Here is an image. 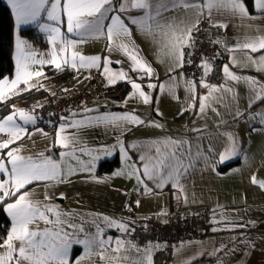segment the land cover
<instances>
[{
    "label": "crops",
    "instance_id": "crops-1",
    "mask_svg": "<svg viewBox=\"0 0 264 264\" xmlns=\"http://www.w3.org/2000/svg\"><path fill=\"white\" fill-rule=\"evenodd\" d=\"M2 1L9 7L13 17L14 72L12 76H5L0 80L11 81L15 78L18 36L26 42L27 49L36 54L37 59H50L53 44L48 39L49 33L43 31L40 24H52L61 29L62 37L83 41L70 49L67 55L77 51L84 56L101 58L99 67L73 69L70 65L64 66L63 68L73 71V78L67 84L70 89L82 88L87 79L96 73L109 83L108 75L104 72L107 59L110 61L106 65L110 74L120 72L126 74L124 79H117L112 84L126 82L128 90L118 99L96 97L90 104L72 108L62 118L54 134H48L44 129L36 126L35 120L25 122L17 117L19 110L25 112V109L35 117L32 108L38 101L26 108L21 102H16L10 113L0 117L2 122L16 111L14 122L24 129L20 139L13 140L7 148H0V160L8 169V172H0V181L9 180L12 165L8 153L13 149L19 150L16 155L31 157L36 161L42 159L41 153L58 162L62 159L66 160V164L61 165L62 175L66 172L67 165L76 169L62 182L32 181L14 195V200L5 203L4 210L10 220V227L0 245H3L12 228V217L7 211V204L14 203L20 195L28 193L27 199L40 205L41 210L45 205L55 207L56 211L61 213L60 219L63 223L60 227L69 233H75L77 238L91 239L96 234L97 227L103 229L99 239L113 238L104 249L94 246L91 254L84 259H80L84 256V245H73L69 264H77V262L78 264H133V260L143 258V249L156 245H145L137 251V248L130 246L134 242L129 232H121L117 227H108L103 217L107 216L109 220L126 223L131 229L134 225L142 224L145 217L151 214L162 215L175 205L184 212L207 211L206 218L198 226L199 234L205 236L176 245L171 259L165 264H185V262L187 264H264V188L252 182L253 177L258 181H264V123L261 122L260 116L256 115L264 113V97L250 106V100L255 95L254 90L243 79L231 80L223 72V67L228 65L233 74L240 77H254L259 83L264 84V71H257L250 62V58L259 60L264 56V49L252 52L250 49H242L238 46L246 42L247 37L264 35V31H260L264 30V11L255 7V0H252V10H249L243 0L248 10V16L243 18L238 14L232 15L228 10L215 9L210 15L209 10L204 9L199 16L195 9L183 7L170 8L163 13V17L173 22L178 31L194 24L193 35L200 21L206 17L210 29L220 34L219 44L225 52L221 66L222 77L220 82L214 85L218 90L206 102L207 107L203 112L200 110L201 98L208 96L210 89L204 87V82H196L185 77L180 71L181 65L176 66L173 57L161 53L158 36L154 40L152 36L141 32L137 25L131 23L130 17L142 15V10L129 8L128 11L121 13L119 4L123 0H113V11L108 12L107 18L103 21L102 34H85L81 37L76 33L67 32V17L63 12L64 0H61L60 22L49 21L44 11L37 22L21 25L19 28L11 6L7 0ZM51 2L52 0H49L45 7H50ZM190 2L204 4L206 0H190ZM113 15H120L124 19L131 31L130 37L108 40L107 25L111 23ZM247 25L253 27L249 28ZM30 26H36V30L45 35L43 47H38L35 42L20 35L22 28ZM61 38H57L55 45L58 54H60ZM120 44H127L130 51L134 45L139 56L143 57L153 69V74L145 75L143 71L134 69L133 61L119 47ZM185 47L188 46L185 45L183 51ZM233 60L236 62L234 63ZM47 66L55 68L48 64L32 65L33 71H41L43 75L34 76L29 84L20 83L15 92L28 89L29 85H42L49 90V93L52 92L53 87L50 86L49 81H42ZM130 81L140 85V90L149 97L147 103L137 90L132 88ZM224 88H230L232 91L225 92ZM256 90H259L258 86ZM237 112L241 115L237 116ZM126 114L138 117L143 123H131L125 120L113 123L110 120L92 119ZM74 121H85V123L79 127H72ZM62 124L65 125L62 135L74 138L67 148L56 142V134ZM9 139H11L10 132H0V143ZM166 140L181 141L182 144L178 148L183 156V163L185 165L191 163L187 171L180 176L178 184L169 180L160 185L158 180H149L143 174V164L146 161H142L140 156H155L156 147L164 150ZM233 142H235L236 154L230 159L221 161V153ZM121 145L127 157L121 152ZM73 148L75 156L83 163H79L73 157H61L62 152L71 151ZM93 157L98 159L94 164H90ZM114 157L118 159L116 166L107 171L99 168L103 161ZM129 165L138 170L136 175H127L130 171ZM89 167L91 171L83 170ZM117 172L124 174L115 175ZM137 175L143 183L137 180ZM0 195H3L2 189ZM10 197L12 196L5 198ZM2 201L0 200V203ZM46 214L50 220L56 219L54 213ZM73 225L75 227H72ZM29 227L42 231L44 228H53V225L37 220ZM116 238L125 241V247L119 253L114 251ZM245 240L251 241L254 247H246ZM18 243L16 242L17 248ZM158 248L152 247V264ZM232 249L236 251H230ZM5 250L4 247H0V253ZM117 255L121 258L119 262L112 259Z\"/></svg>",
    "mask_w": 264,
    "mask_h": 264
},
{
    "label": "snow or ice",
    "instance_id": "snow-or-ice-1",
    "mask_svg": "<svg viewBox=\"0 0 264 264\" xmlns=\"http://www.w3.org/2000/svg\"><path fill=\"white\" fill-rule=\"evenodd\" d=\"M49 0H7V3L11 6L15 22L17 27L37 22L41 13L46 11L47 19L49 21L60 22L61 16V0H52L50 7L46 8ZM113 0H64L63 12L67 17V32L76 33L83 37L85 34H93L103 32V21L107 18V13L113 11ZM183 7L185 9H195L197 15H201L204 9L209 10V15L213 9L217 11L228 10L232 15H239L242 18L248 16V10L245 7L243 0H206L204 4H197L190 2V0H123L119 4V11L121 13L131 9L142 10V15L130 17L131 23L137 25L141 32L152 36L156 40L159 37L160 51L164 55H168L174 58L176 66H180L184 60L183 48L185 45L191 47L190 41L192 39V29L195 25H191L184 30H177V26L163 17V13L171 9ZM255 7L264 11V0H255ZM174 19V18H173ZM254 19V17H253ZM198 22V21H197ZM227 27V25H221ZM252 28V25H247ZM40 28L43 31L49 33L48 39L53 44V49L50 54V59H37L36 54L28 50L26 42L21 40L19 36L16 42V74L15 78L11 81L0 80V101L8 98L9 93L15 94V89L20 83L29 84V81L35 77H41L43 73L41 71H33L32 65H53L57 70H63L64 66L70 65L71 68L77 69L78 67H99V56H84L77 51H72L70 55H67L70 49L75 48L78 43L83 41H77L62 37L61 29L58 26L52 24H40ZM264 31V30H260ZM131 36V31L126 25L124 19L120 15L111 16V23L107 25V38L109 41L115 39H122ZM62 37V38H61ZM57 38H61V47L59 53L56 50ZM219 42V41H217ZM242 49H250L252 52H256L258 49H264V35L256 37H247L246 42L238 45ZM119 47L126 53V55L133 61V68L139 69L144 72L145 75H152L153 69L147 63V61L139 56L138 50L133 45V49L130 51L127 44H120ZM235 63L236 61L233 60ZM250 62L257 68V71H264V56H261L259 60H251ZM110 61L105 60L104 72L108 75V82L110 84L115 83L117 79H124L126 74L123 72L117 74H110L108 67L106 66ZM245 67L247 65H244ZM205 74L210 71V67L207 62L203 64ZM223 72L226 77L231 80L243 79L248 83L249 87L255 92V95L250 100V106L257 100L264 97V84L259 83L254 77H240L233 74L229 70V66L223 67ZM131 82V81H130ZM132 88L136 89L144 101L147 103L149 97L140 90V85L131 82ZM154 87V85H150ZM258 86V91L256 90ZM29 87H35V85H29ZM204 87L210 89L208 96L201 98L200 110L203 112L207 107V101L214 92L218 89L214 85L205 84ZM223 91L231 92L232 89L224 88ZM235 97V93H233ZM85 111H90L85 109ZM237 116L241 113L237 112ZM260 116L261 122L264 123V113L256 114ZM16 113L7 116L2 122H0V132L8 131L11 133V139L0 143V148H7L13 140L20 139V134L24 132V129L15 124ZM19 117L25 122H34L35 117L19 110ZM98 121L110 120L115 123L116 121L125 120L131 123H143L138 117L124 115V116H104L92 118ZM85 121H74L72 127H79L84 124ZM65 125L60 126V130L57 132V143L67 148L69 144L73 142L74 138L62 135ZM231 138V134H229ZM156 143V142H154ZM181 141H164V150L160 147H156L155 156L141 155L140 159L146 161L143 164V174L149 180H158L160 185H163L167 181L171 180L174 183L179 182L180 176L183 172H186L191 163L185 165L183 163V156L180 154L178 146L181 145ZM18 149H13L8 153L10 163L12 165L11 172L9 174L8 181H0V189L3 190V195H0V200H4L5 197L14 196L20 189L24 188L26 184H30L32 181L48 180L62 182L63 179H67L68 176L73 174L76 170L71 165H67L66 172L62 175L61 165L66 164V160L56 161L50 156H44L40 154L42 159L39 161L33 160L31 157L25 158L16 155ZM84 151V149H81ZM121 152H124L123 145H121ZM109 154V153H106ZM127 157V153L124 152ZM236 154L235 142L230 147L225 148V151L221 153L220 160L225 161L230 159L232 155ZM62 158L73 157L79 163V158L75 156V149L67 152H62ZM91 155V151H89ZM199 155V154H198ZM98 157H93L90 164H94ZM130 171L127 175L132 176L137 174V169L129 165ZM183 169V171H182ZM83 170L91 171L92 169L85 168ZM0 172H8L7 167L0 160ZM124 173L117 172L115 175H122ZM137 180L140 177L137 175ZM253 183H258L261 188H264V181H258L255 177L252 178ZM28 193L20 195L14 203L7 204V211L12 217V228L8 233V237L4 240L3 245L6 250L0 253V264H69L70 253L73 245H84V256L80 259L86 258L91 254L94 246L104 249L106 244L112 242V237L107 239H99L100 233L103 229L97 227L96 234L91 238L79 239L73 233L65 231L60 225L63 221L60 219L61 213L56 211L55 207L45 205L43 210L41 206L31 202L27 199ZM46 213H54L55 220H50ZM107 222L108 227H117L121 232H129L130 229L126 223H119L115 220H109L107 216L103 217ZM37 220H43L46 224L53 225V228H44L42 231L38 229H32L29 226L35 223ZM72 227H75L74 225ZM239 227H246V225H239ZM55 229V230H53ZM216 231V229H213ZM16 242H19V247H16ZM130 243V242H129ZM246 247H254L249 240L244 241ZM116 248L114 251L119 253L121 249L125 247V241L120 238L115 240ZM131 247L137 248V245L130 244ZM152 247L149 246L143 249L144 256L141 259L133 260V264H152ZM223 247V245H221ZM230 251H236L232 249ZM103 258V253H100ZM113 260L119 262L121 259L118 255L112 257ZM127 259V257H124ZM78 264V262H77ZM187 264V262H185Z\"/></svg>",
    "mask_w": 264,
    "mask_h": 264
},
{
    "label": "built area",
    "instance_id": "built-area-1",
    "mask_svg": "<svg viewBox=\"0 0 264 264\" xmlns=\"http://www.w3.org/2000/svg\"><path fill=\"white\" fill-rule=\"evenodd\" d=\"M220 34L211 30L209 21L203 18L194 30L191 47H185L181 73L196 82L218 84L222 77V63L225 52L221 49ZM207 62L210 71L205 74L203 64ZM128 90L126 82L109 84L98 73L90 76L80 89H70L68 85L55 87L50 99L37 103L32 109L36 126L48 134H54L62 118L76 106L91 103L96 97L118 99ZM207 216V211L184 212L179 206H173L168 212L151 214L142 224L134 225L129 236L134 244L141 248L145 245H158L154 254V264L167 263L176 245L199 237L198 226ZM207 228L205 229V231Z\"/></svg>",
    "mask_w": 264,
    "mask_h": 264
},
{
    "label": "trees",
    "instance_id": "trees-1",
    "mask_svg": "<svg viewBox=\"0 0 264 264\" xmlns=\"http://www.w3.org/2000/svg\"><path fill=\"white\" fill-rule=\"evenodd\" d=\"M244 1L249 10H252V0ZM20 35L35 42L38 47H43L45 45V35L40 34L36 30V26L22 28L20 30ZM13 39V17L9 7L4 4L2 0H0V79L5 76H12L14 72L12 57ZM72 78L73 71L68 68L57 70L56 68L47 66L45 68V77L42 81H49L50 86H52L54 90L55 87L67 85ZM51 93L52 92L49 93V90L42 85H37L28 89H20L15 92V94L9 95L7 99L0 101V117L10 113L12 111L13 104L16 102H21L25 107H31L34 102L38 101V103H41L45 98L46 100L50 99ZM117 163L118 159L117 157H114L113 159L103 161L99 168L102 171H107L108 169L116 166ZM232 163L233 162H231V164ZM14 199L15 196H12L10 198H5L0 203V242L3 240V237L6 235L10 227V220L5 213L4 204Z\"/></svg>",
    "mask_w": 264,
    "mask_h": 264
},
{
    "label": "rangeland",
    "instance_id": "rangeland-1",
    "mask_svg": "<svg viewBox=\"0 0 264 264\" xmlns=\"http://www.w3.org/2000/svg\"><path fill=\"white\" fill-rule=\"evenodd\" d=\"M90 104V103H89ZM83 105H86V104H82V105H80V106H83ZM76 107H79V106H76ZM76 107H74V108H76ZM24 108H26V107H24ZM25 112L26 113H28V114H30V115H32V113L30 112V111H27V109H25ZM15 113H16V111H15ZM33 116V115H32ZM17 117H19V114H18V116ZM29 142H31L32 143V141H29ZM75 234V233H74ZM19 244V243H18Z\"/></svg>",
    "mask_w": 264,
    "mask_h": 264
}]
</instances>
